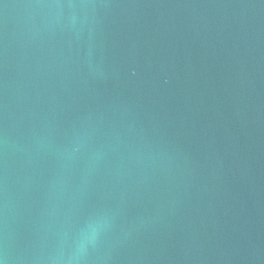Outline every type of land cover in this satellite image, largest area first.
Instances as JSON below:
<instances>
[{"label": "water", "instance_id": "water-1", "mask_svg": "<svg viewBox=\"0 0 264 264\" xmlns=\"http://www.w3.org/2000/svg\"><path fill=\"white\" fill-rule=\"evenodd\" d=\"M3 264H264V0H0Z\"/></svg>", "mask_w": 264, "mask_h": 264}, {"label": "clouds", "instance_id": "clouds-1", "mask_svg": "<svg viewBox=\"0 0 264 264\" xmlns=\"http://www.w3.org/2000/svg\"><path fill=\"white\" fill-rule=\"evenodd\" d=\"M0 264H3V261H0Z\"/></svg>", "mask_w": 264, "mask_h": 264}]
</instances>
